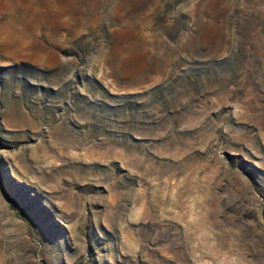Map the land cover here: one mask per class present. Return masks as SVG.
<instances>
[{"label": "rangeland", "instance_id": "374dc122", "mask_svg": "<svg viewBox=\"0 0 264 264\" xmlns=\"http://www.w3.org/2000/svg\"><path fill=\"white\" fill-rule=\"evenodd\" d=\"M0 264H264V0H0Z\"/></svg>", "mask_w": 264, "mask_h": 264}]
</instances>
